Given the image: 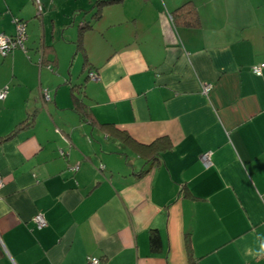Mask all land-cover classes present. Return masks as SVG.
Here are the masks:
<instances>
[{
	"label": "crops",
	"instance_id": "0c3cea01",
	"mask_svg": "<svg viewBox=\"0 0 264 264\" xmlns=\"http://www.w3.org/2000/svg\"><path fill=\"white\" fill-rule=\"evenodd\" d=\"M187 2L197 28L173 21ZM93 4L0 0V34L27 31L0 55V264H190L187 237L196 264H264V0H123L96 21ZM77 85L130 141L80 119Z\"/></svg>",
	"mask_w": 264,
	"mask_h": 264
},
{
	"label": "trees",
	"instance_id": "16d2710c",
	"mask_svg": "<svg viewBox=\"0 0 264 264\" xmlns=\"http://www.w3.org/2000/svg\"><path fill=\"white\" fill-rule=\"evenodd\" d=\"M123 2V0H94V4L92 7L93 10V15H92V21H96L101 18L102 16V10L105 7L111 6V5H116ZM172 18L174 23L177 26L180 27H186V28H197L200 26V20H199V14L198 11L195 7V5L192 2H187L181 5L179 8H177L173 13H172ZM87 23L85 28H91V23ZM85 28H83L80 33L79 37L76 41V47L77 51L80 52L83 57H84V64L83 67L86 69L87 67L90 66L88 62V58L85 53V48L83 46V33ZM82 88V85H77L72 87V102H73V109L77 114L79 115L80 119L83 122H90L93 126L98 124V126L105 132H108L116 137L121 138L123 141H130V136L121 131L118 130L113 124H100L96 121L91 109L89 106L81 99L80 95V89ZM35 122L34 116H29L25 121L22 123L18 124V126L9 134L7 135L4 139H13L16 137L21 131H25L27 129H30L33 127ZM167 139H164L166 141ZM168 142V141H166ZM157 143V142H156ZM155 145V144H154ZM141 151L142 149H146L148 147H143L140 146ZM149 161L147 162V164ZM146 171H142L141 173L137 174V177H141ZM162 245L161 241V236L160 234L156 231L153 230L151 231V236H150V249L153 253H156L160 250ZM186 248H187V253L189 256L190 264H196L193 259V253H192V248L190 244V240L187 237L186 238Z\"/></svg>",
	"mask_w": 264,
	"mask_h": 264
},
{
	"label": "built area",
	"instance_id": "2783aa9c",
	"mask_svg": "<svg viewBox=\"0 0 264 264\" xmlns=\"http://www.w3.org/2000/svg\"><path fill=\"white\" fill-rule=\"evenodd\" d=\"M38 3V1H37ZM16 34L14 36H5L3 34H0V55L5 56L8 53L14 51L15 49H22L26 50L25 43L27 41V31H26V25L24 22L16 19ZM50 68V67H49ZM264 69V64L261 65H255L252 67V73L256 76H262V71ZM90 78L96 79L97 75L95 73H90ZM204 93L209 94L212 90V85H204L203 87ZM7 98V89H1L0 90V100L3 101ZM44 98L49 101V96L45 93ZM61 155H64L63 152H61ZM201 160L203 164L208 167L211 165V152H206L202 154ZM3 179L0 176V188L3 187ZM33 222L35 223L36 227L38 229H44L47 226V221L45 219V216L43 214H37ZM88 264H102L101 260L96 257H90L88 259Z\"/></svg>",
	"mask_w": 264,
	"mask_h": 264
},
{
	"label": "clouds",
	"instance_id": "9594fccd",
	"mask_svg": "<svg viewBox=\"0 0 264 264\" xmlns=\"http://www.w3.org/2000/svg\"><path fill=\"white\" fill-rule=\"evenodd\" d=\"M252 255L254 258L256 259H261V258H264V241H261L259 243V247L257 250H254L252 252Z\"/></svg>",
	"mask_w": 264,
	"mask_h": 264
}]
</instances>
